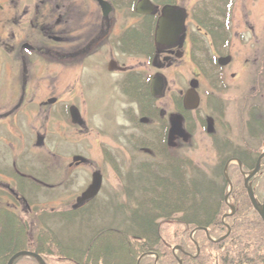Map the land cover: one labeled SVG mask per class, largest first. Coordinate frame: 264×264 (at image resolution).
Masks as SVG:
<instances>
[{
    "label": "rangeland",
    "instance_id": "obj_1",
    "mask_svg": "<svg viewBox=\"0 0 264 264\" xmlns=\"http://www.w3.org/2000/svg\"><path fill=\"white\" fill-rule=\"evenodd\" d=\"M128 1L120 0V3L126 4L120 8V33L139 20L128 10ZM201 1L181 0V6L188 11L186 22L188 33L189 30L197 28L193 22L192 12ZM4 2L5 0H0L1 4ZM221 2L222 7L225 6L234 13L233 16L221 20L227 27H231V23L234 27L230 56L221 61L226 68L224 84L216 87L211 85L212 76L202 71V64L194 62L192 57L183 59L176 67L174 65L163 71L167 78V89L165 87L163 95L156 103L162 110V115L169 118L172 123L170 148L175 149L180 157L188 159L186 171L189 182L200 178L198 182L204 183L209 189L214 188L215 184L225 187L223 176L227 179V170L224 167L234 158L228 157L224 160L226 162L222 172L218 152L224 144L222 140L216 141L211 133L231 139L247 151L260 149L264 142L261 139L253 140L247 127V109L251 104L261 107V113L257 117L264 120V0ZM212 17L217 19L216 15ZM207 32L205 30L206 39L203 42L212 53L216 49V35L209 32V36ZM20 41L19 39L15 43ZM182 44L179 42V45ZM16 54L14 53L12 57L13 62L9 63L4 44L0 42V189L4 191L0 192V195L2 194L3 205L12 210L16 203L14 195L18 194V181L15 177L21 174L38 186L25 196L28 204L36 209L32 211L21 198L18 199V204L16 203L19 206L17 213L32 225V235L30 234L32 241L34 233L40 228L52 230L65 245L76 246L88 245L97 231L105 227L123 232L126 229L123 224L124 214L122 211L117 214L115 206L126 202L134 214L133 210L139 211L140 205L151 197L150 194L142 193L141 189V192L136 190L128 194V197L124 189L128 187L129 179H135L139 175L142 167L156 162L152 134L158 133L159 126L157 122H149L148 119L140 120V104L130 99L124 92L121 82L126 76V70L141 73L144 81L156 76L159 71L153 70L141 54H124L125 56L120 57V65L126 69L124 73H120L119 93L116 84L118 75L110 77L95 67L88 73H81L78 70H75L78 71L75 73L68 69L59 74L53 63L43 65L36 63L31 66V86L22 94V79H19L17 69L20 63L18 66L15 65ZM201 56L199 53L198 57ZM13 63L16 68L13 67ZM181 92L185 96V105L192 114H195L194 111L198 108L201 109L197 115L208 119V127L202 129L196 123L191 134L186 132L185 122L181 123L182 117L177 115L174 105V98H179ZM21 96L25 100L24 106L16 110ZM53 97L61 99V103L57 106L49 104L48 98ZM212 100L216 107H218L216 100L220 105L224 104L225 120L230 125L229 131H225L221 123L215 122L212 114L210 115L208 104L212 103ZM70 107L79 111L76 123L64 112ZM41 136L44 140L38 143ZM182 146L185 148L181 149ZM104 149L110 150L114 155L113 162L118 164L120 174L107 160ZM230 152L231 150L227 148L224 157L230 155ZM80 155L85 157V161L79 160L75 165L74 157ZM191 166L200 170L201 175L197 179L195 176L197 172ZM96 172H101L104 177L97 202L84 203L81 208L73 206L78 204L79 198L91 184L92 176ZM228 174L230 176L229 172ZM233 184L235 180L232 178V183L226 184L227 193L231 192ZM263 193L264 188L262 195ZM64 206L65 210L71 209V206L77 207L73 222L58 214ZM159 221L165 222L164 224L171 222L167 218H160ZM198 229L193 228L190 238L196 245L199 255L201 244L198 242L197 232L203 230ZM235 231L236 229L232 233H236ZM203 232L209 241L214 243L225 241L230 233L216 239L212 238L215 234L210 230ZM172 234L176 233L172 230ZM261 240L264 241L263 236ZM169 243L178 244L174 249L175 253L190 254L186 242ZM29 253L30 251L20 256L25 257L24 264H33V259H37L38 254ZM156 260L158 264L157 257ZM178 261L179 264H183L182 258Z\"/></svg>",
    "mask_w": 264,
    "mask_h": 264
},
{
    "label": "trees",
    "instance_id": "obj_2",
    "mask_svg": "<svg viewBox=\"0 0 264 264\" xmlns=\"http://www.w3.org/2000/svg\"><path fill=\"white\" fill-rule=\"evenodd\" d=\"M166 1L168 0H156L161 5L167 3ZM142 18V29L132 28L124 34L128 35L124 39L125 51L151 58L149 53L153 44V18L152 16ZM212 34L214 35V32ZM223 40L221 38L220 42L223 43ZM201 42V50L206 53L205 58H199L194 51L193 59L198 64H202V71L212 76L210 83L215 86L219 66L210 55L208 47L202 40ZM215 43L217 46L218 41L215 40ZM219 53L223 54L221 50ZM123 90L131 100L140 104L142 116L147 117L151 122L155 119V122H160L162 126V131L158 130V133L152 134L156 162L142 167L139 175L135 179H129V185L124 189L128 197V194L136 190L141 192L140 189L142 193L150 194L151 197L140 205L139 211L133 210L134 214L125 201L124 204L116 206L117 214L121 211L124 214L123 224L126 229L123 232L105 227L97 231L88 245L78 246L65 245L58 235L47 228H40L36 231L34 241H32L30 221L0 203V264H9L15 255L26 251L39 254L46 264H138L139 261L140 264H156V257L158 264H179L178 260L181 258L183 264H264V241L261 240L262 236L264 238V223L251 203L244 185L243 174L238 165H231L228 169L231 181L232 178L235 180L231 204L239 210L238 218L235 220L233 218L231 221L236 233L231 234V237L223 242L214 243L209 241L203 231L197 232L198 242L201 244L200 254H197V247L190 238L193 228H198L202 224L208 226L215 234L212 238L216 239L223 237L227 231L222 223V217L230 210L226 207L225 201L228 182L222 174L225 187L215 184L214 188L209 189L204 183L198 182L200 178H197L201 175L200 170L193 166L191 168L197 172L195 174L197 181L194 179L189 182L186 171L189 165L188 159L180 157L175 149L168 148L165 118L155 107V100L150 93V81H144L141 74L134 73L124 80ZM178 108H182L181 103H178ZM260 113V109L250 111L247 126L253 140L264 141V120L257 118V114ZM216 116L221 125L227 128L229 124L225 120L224 113L220 114L217 111ZM189 119L192 117L190 116ZM212 135L216 141L222 140L221 137ZM222 141L226 143L218 152L222 172V167L226 162L224 160L235 156L241 158L244 163L243 169L246 172L252 171L256 167L258 157L264 152V142L260 149L239 153V150L232 152V148H236L237 145L234 146L227 139ZM183 146L181 149L185 148ZM227 148L229 151L232 150L230 155L224 157ZM109 160L120 174L118 164L113 162L111 157ZM184 163H186L185 168L182 167ZM256 179H259L257 193L260 192L259 196L262 198L264 178L260 179L258 175ZM17 181V190L24 197L28 192L35 190V183L32 180L17 176ZM131 199L136 202L135 199ZM76 212L74 209L65 210L64 206L58 214L72 221L73 217H76ZM160 218H167L171 222L168 223L169 225L164 224L165 222L161 223ZM172 230L176 234H172ZM172 241L186 242L190 254L175 253L174 249L178 244H170L169 242ZM144 255L146 256L143 257ZM24 259L25 257L17 258L13 264H24ZM33 260V264H40L37 259Z\"/></svg>",
    "mask_w": 264,
    "mask_h": 264
},
{
    "label": "flooded vegetation",
    "instance_id": "obj_3",
    "mask_svg": "<svg viewBox=\"0 0 264 264\" xmlns=\"http://www.w3.org/2000/svg\"><path fill=\"white\" fill-rule=\"evenodd\" d=\"M139 1L140 0H131L132 3H138ZM151 1L154 4L153 13L150 15L153 18L152 22L154 24V30L152 31L153 44L150 47L149 53L151 58L142 55L147 60V63H150L153 70L159 71V75L156 73V76L154 75L151 77V82L155 77H164V89L165 87L167 89V78L163 74V71L172 66L174 67V65L176 67V65H178L177 63L183 59H191V57L193 59L194 51L197 56L200 53L202 54L200 58H204L203 55H205V51L201 50L202 42L200 39L202 41L206 39L205 30L208 31L207 35H209V32H214V36L220 37L219 39L215 37L218 44L212 54L215 53L214 55L219 65L218 69L225 74L224 71L226 68H224L221 61L230 56L232 47L231 42L234 39V27H232V23L231 27H227L225 23L221 22V20L225 18V13L220 10L222 7L221 0H213L210 2L202 0L193 8H196L193 12L190 10L192 12L193 22L197 25V28L189 30V33L186 32L188 11L181 6V0H168L164 5L157 3L156 0ZM166 7H173L185 13L184 27L178 34L176 41L169 44H157L158 24ZM233 14L232 11V16ZM215 15L217 19H211V16ZM137 18L139 19L138 23L129 25L125 29L127 30L126 32H128V30L130 31L132 28H137L138 30L142 29L143 25L141 26V21L143 18ZM125 30L120 33V0H5L3 4L0 3V42L4 44L7 59H10L9 63L13 62L12 57L14 53H17L15 65L18 66L20 63L17 69L20 74L19 79H22V94L27 92L31 86V66L33 67L36 63L42 65L44 63H53L56 65L59 74L68 69L73 70L75 73H78V71L81 73H88V71L90 72V70L95 67L97 70L103 71L110 77L118 75L116 84L118 85L117 89L120 93V73H124L126 69L122 64L120 65V57L125 56L124 54L133 55L131 52L125 51L124 39L127 38L128 35L121 37ZM221 38L224 39L223 43L220 42ZM19 39L21 41L15 43ZM179 42L183 44L179 45ZM225 42L228 43L225 44ZM220 50L222 52L229 51L228 55H220ZM15 65L13 63L14 68H16ZM10 67H12V64ZM10 67L8 66V69H10ZM134 73L139 72L126 70V78H129ZM222 83L224 82L217 83V86ZM180 95L181 98H174V105L177 115L183 118V120L181 118V123L182 121L185 122L184 127L186 132H192L196 127V123H198L202 129L208 127V119H204L201 115H197V112H201V109L198 108L197 111H194L196 113L192 114V112L185 107V96L183 92H181ZM24 101V97L21 96L16 110L24 106ZM47 101L49 104H54V106L61 103V99L55 97L48 98ZM157 101L158 100H155V107L159 109L161 116L165 118L166 137L168 138L167 145L168 148H170L172 147L170 144L172 123L169 118L162 115V110L156 105ZM178 103L182 104V108H178ZM213 103L214 101L208 104L211 111L209 113L210 115L212 114L213 117H211L214 118L215 122L219 123L215 115L217 113V108L220 111L224 110V104L221 103L219 107V103L216 100L218 106L216 107ZM251 106L257 105L251 104L250 107ZM71 109V107L65 109L64 112L67 110L70 112ZM58 113L61 114L60 111ZM190 116L193 120L189 119ZM149 122H151L150 119ZM158 126V130L162 131L160 122H158ZM222 143L226 144L224 141ZM232 149V152L238 150L237 147ZM75 165H77V163ZM185 165L186 163L182 164V167L185 168ZM152 166L155 168L154 165ZM263 170L264 163L261 168L260 179L264 178ZM19 176L22 178L21 174H19ZM15 179L17 181V177H15ZM255 179L256 177L252 179V184L257 193L259 179ZM0 191H2V189H0ZM17 191V195L13 194L16 197V203L18 204V199L21 198L28 204L29 202L22 193L19 190ZM231 194L230 201L232 199ZM256 196L259 198L258 193ZM0 197V203L3 205L2 194ZM16 203H14L12 210L7 207V205L3 206L17 213L19 206ZM28 205L33 211L34 208H32L30 204ZM238 215V209H233L232 212L229 210V212L224 213L222 223L227 230L225 235L230 232L226 239H229L231 234H233L232 232L235 228L232 227L231 221L233 218L234 220L237 219ZM200 228H206L208 232L209 230L212 232L208 226L206 227L203 224Z\"/></svg>",
    "mask_w": 264,
    "mask_h": 264
},
{
    "label": "water",
    "instance_id": "obj_4",
    "mask_svg": "<svg viewBox=\"0 0 264 264\" xmlns=\"http://www.w3.org/2000/svg\"><path fill=\"white\" fill-rule=\"evenodd\" d=\"M153 9H154L153 5L149 2V0H142L137 6V11L143 14H151L153 12ZM183 18H184L183 12L176 11L173 8H166L159 22V28L157 32V42L159 44H169V43L176 41L178 34L182 30ZM151 91L154 97L162 96L163 91H164V78L163 77L159 76L153 80ZM71 113H72L73 121L77 122L78 121L77 110L72 109ZM42 142H43V138L39 137L38 143H42ZM263 158H264V154L259 158L257 167L254 170V172H252L249 175V177L246 179V187L248 189L250 199L255 209L258 211L262 220L264 221V195H263V203L260 205L255 197L252 187L248 185L249 179L259 172L261 161L263 160ZM79 160L84 161L85 159L82 157H75L76 162ZM101 186H102V175L99 173H96L94 175L92 185L84 193L83 197L79 200V202L83 203L84 201H87L93 198L94 196H96ZM25 254L26 252L18 253L10 260L9 264H13L15 259ZM29 254H33V253H29ZM36 256L41 264H45V262L40 256L38 255Z\"/></svg>",
    "mask_w": 264,
    "mask_h": 264
}]
</instances>
